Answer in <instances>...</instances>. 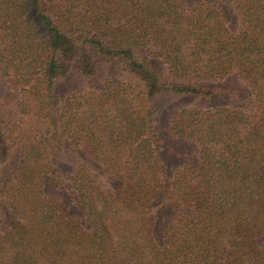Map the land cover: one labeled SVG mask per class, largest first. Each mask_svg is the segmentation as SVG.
Instances as JSON below:
<instances>
[{"label":"trees","instance_id":"obj_1","mask_svg":"<svg viewBox=\"0 0 264 264\" xmlns=\"http://www.w3.org/2000/svg\"><path fill=\"white\" fill-rule=\"evenodd\" d=\"M0 77V264H264V0H0Z\"/></svg>","mask_w":264,"mask_h":264},{"label":"rangeland","instance_id":"obj_2","mask_svg":"<svg viewBox=\"0 0 264 264\" xmlns=\"http://www.w3.org/2000/svg\"><path fill=\"white\" fill-rule=\"evenodd\" d=\"M0 97H3L4 102L6 103V105L8 106H4L3 110L6 111V113L8 114V118L10 120V122H14L16 119V112H15V106L17 103V94H16V90L12 89V87L6 82V80L2 79L0 77ZM16 100V101H15ZM177 108V105H173L170 103L169 100L167 99H161L159 101L158 104V109H159V123H158V129L160 132V135L165 138L166 136L168 137V133L165 127V124H167L166 119L168 116V114H171V112ZM165 142L167 143V145H174V142L172 143H168L170 142L168 138H165ZM175 146L182 148V146H180L179 144H175ZM189 154H192V156L195 157L194 152L192 151V153L190 152ZM191 159V158H189Z\"/></svg>","mask_w":264,"mask_h":264}]
</instances>
